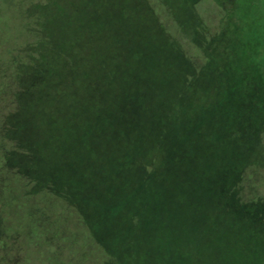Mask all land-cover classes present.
Here are the masks:
<instances>
[{"label":"rangeland","instance_id":"obj_1","mask_svg":"<svg viewBox=\"0 0 264 264\" xmlns=\"http://www.w3.org/2000/svg\"><path fill=\"white\" fill-rule=\"evenodd\" d=\"M91 1L0 0V22L9 36L8 42L0 43V264H180L179 257L167 251L165 240L158 241L157 226L158 221L174 220L175 216L179 219L185 212H189L190 229L187 227L185 237L179 239L186 248L179 252L191 250L194 233L200 230L198 222L203 219L202 234L210 229L226 230L229 225L237 227L235 222L240 220L243 228L240 240L244 242L240 264H264V201L239 220L231 218L226 222L217 218L226 208L232 209L230 199L227 206L222 194L216 195L221 188L218 180L223 177L222 160L208 149L210 121L203 118L208 113L192 112L190 108L194 84L208 91V100L210 91L213 95L217 93L215 96L225 95L220 79L228 73V53V62L223 63L222 70L216 71V64L223 46L231 47L225 35L226 11L234 0H129L150 19L145 34L153 36L144 35L147 25L143 20L131 37V41L140 39L132 46L130 43L134 52L127 65L131 79L123 89L128 97L121 101L124 108L118 114L122 134L116 141L123 156L122 166L117 163L120 156L114 152L108 171L84 179L87 189L76 199L74 191L60 178L63 174L54 165L57 158L41 165L35 162L21 127L29 119L25 118L28 84L44 77L39 51L43 47L31 44L36 37L26 33L30 26L25 15L44 21L46 12L56 3L65 9L67 6L81 10ZM222 11L225 27L222 24L219 37L214 25L216 15ZM208 13L210 18L203 20L202 26L198 14ZM132 16L136 23L138 16ZM39 35L47 38L44 29ZM158 52L159 63L163 61L160 65L155 59ZM119 57L118 70L128 60L123 55ZM157 64V70L163 68L160 90L154 86L152 77ZM218 72L222 74L219 79ZM7 74L12 76V82L2 88V79ZM226 86L225 93L236 89L231 79ZM246 118L243 128L251 133L258 125H252L250 118ZM47 119L53 121L54 117L49 113ZM146 131L148 137L143 142ZM142 143L143 155L139 156ZM134 147L136 151L129 162L134 167L131 174L128 166L125 170L124 160L128 153L131 157ZM79 162L68 168L73 176L82 179L86 166ZM204 201H210L207 210ZM122 202L127 203V208L121 206ZM260 233L262 236L258 238L256 235ZM254 239L259 242L252 246ZM218 243L215 238L210 239L206 246L210 254ZM210 263L213 264L212 259Z\"/></svg>","mask_w":264,"mask_h":264},{"label":"trees","instance_id":"obj_2","mask_svg":"<svg viewBox=\"0 0 264 264\" xmlns=\"http://www.w3.org/2000/svg\"><path fill=\"white\" fill-rule=\"evenodd\" d=\"M234 1L228 13L226 11L228 20L225 35L231 47L227 49L223 46L222 52L218 53L219 61L216 64V71L222 70L223 63L228 62V53L230 61L229 67L227 64L226 78L220 74L221 71L218 72L219 75L216 73L218 79L222 75L220 80L225 95L215 96L217 93L214 92L213 95L210 91L211 99L208 100V91L194 84L190 106L192 112L208 113L203 114L205 122L210 121L208 149L210 154H216L222 160L223 177L218 180V186L221 188L216 195L222 194L221 199L225 205L229 203V199L232 203L229 204L232 209L226 208L222 215L217 216L226 222L239 220L247 213L257 210L258 205L264 201V0ZM77 9L67 6L65 9L56 3L51 11L46 12L44 21L31 14L25 15L30 26L26 33L36 37V42L31 44L43 47L39 51L44 77H40L39 81L37 78L33 80L25 91L29 95L25 118L29 119L22 125L21 133L38 165L45 161L47 163L52 157L57 158L54 165L63 174L61 180L74 191H70L72 195L79 199V195L87 189L84 179L94 176L97 172L99 175L107 172L115 156L114 152L120 156L117 163L122 166L123 156L118 152L117 146L120 144L116 141L120 133L122 134L119 130L118 114H122L121 108H124L121 101L128 97L123 94V89L131 73L127 66L133 60L134 52L131 46L140 39L138 37L131 41V37L138 31V25L143 24V20L147 25L144 35L150 38L153 35L145 34L150 19L147 16L145 18L142 9L130 4L129 0H93L84 9ZM133 14L138 16L136 23ZM198 16L203 26V20H208L210 13ZM223 16L224 11L216 15V36L221 33L222 24L225 27V21L222 23ZM208 23L210 24L209 21ZM3 26L0 22V43L5 44L9 36ZM206 28L210 27L206 25ZM43 29L47 38L39 35ZM138 34L142 37V33ZM106 38L109 41H105ZM149 54L150 46L147 48V55ZM120 55L128 60L126 65L118 70ZM155 59L159 65L163 63L158 61L161 60L159 52ZM158 64L152 77L154 86L160 90V71L162 72L163 68L157 70ZM230 79L236 89L225 93L226 84ZM9 82H12V76L7 74L2 79V88L9 85ZM162 102H165L163 98ZM49 113L54 117L53 121H48ZM246 117L250 118L252 125H258L251 133H247L243 128ZM146 120L147 118L145 122ZM144 136L143 142L148 137V131ZM142 147L143 143L137 152L139 156L143 155ZM134 149L136 151L135 147L131 149V157L128 153L124 160L125 170L127 171L128 166L131 174L134 167L129 162H132ZM68 157L75 161L67 160ZM80 159L85 161L79 162ZM76 161L86 166L83 168L86 175L82 179L73 176L68 168ZM211 189L212 184L210 191ZM209 202L204 201L206 210L210 208ZM90 204L88 203V207ZM121 206L127 208V203L122 202ZM162 209L160 208V211ZM214 213L215 211H212L211 214ZM110 214L113 218L114 214ZM187 219L189 212H185L179 219L175 216L174 220L170 218L168 221H158L157 226L160 230L157 233L158 241L165 240L167 251L172 256L179 257L180 264H212L211 259L213 264H240L239 261L243 258L240 254L241 248L244 246V242L240 240L243 237L240 220L235 222L237 227H230L227 223L229 226H226V230L210 229L202 234L200 231L204 226L203 219L198 222L200 230L194 233L191 250L179 252L186 249L179 239L185 237L187 227L190 229ZM256 236L259 238L262 234ZM212 238L219 243L215 244V251L210 254V249L206 246ZM258 242L259 240L254 239L251 245L255 246ZM236 252L240 255H235Z\"/></svg>","mask_w":264,"mask_h":264}]
</instances>
